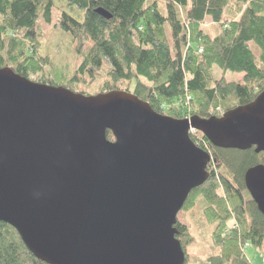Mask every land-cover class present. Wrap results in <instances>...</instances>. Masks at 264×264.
<instances>
[{"label":"water","instance_id":"water-1","mask_svg":"<svg viewBox=\"0 0 264 264\" xmlns=\"http://www.w3.org/2000/svg\"><path fill=\"white\" fill-rule=\"evenodd\" d=\"M192 132L264 154V92L176 120L125 91L86 96L0 69V223L45 264H185L177 215L212 161ZM244 185L264 217V165Z\"/></svg>","mask_w":264,"mask_h":264},{"label":"trees","instance_id":"trees-1","mask_svg":"<svg viewBox=\"0 0 264 264\" xmlns=\"http://www.w3.org/2000/svg\"><path fill=\"white\" fill-rule=\"evenodd\" d=\"M59 1L60 6L58 0H0V69L86 96L82 90L102 70L105 77L94 95L129 93L133 86L131 93L155 113L176 120L220 118L264 92V0ZM98 9L111 19L100 17ZM228 9L237 20H222ZM38 19L68 35L80 63L65 71L41 53ZM226 73L242 75V82L226 80ZM195 134L212 162L208 180L191 191L182 211L201 202L213 225L211 240L219 255L206 264H250L242 247H264V217L246 191L244 175L264 165V154L214 148ZM106 136L113 141L110 132ZM176 228L186 263L189 230L180 223ZM0 264L45 263L28 252L12 227L0 223Z\"/></svg>","mask_w":264,"mask_h":264},{"label":"rangeland","instance_id":"rangeland-1","mask_svg":"<svg viewBox=\"0 0 264 264\" xmlns=\"http://www.w3.org/2000/svg\"><path fill=\"white\" fill-rule=\"evenodd\" d=\"M57 5H62L59 0ZM235 18V13L228 9V11L225 10L222 20H233ZM36 28L38 29L41 36L40 51L42 54H46L49 58H55L56 63L64 68L65 71H69L72 67H75L78 63H80L81 58H78L76 55L72 54L73 47H70V39L68 35L66 33H63L54 23L47 26L41 21V19H38ZM209 28L210 26L208 27V29ZM90 46V44L86 45L84 53L90 48ZM100 73H102L101 76L93 80V83L90 84V86H88L86 90H82V87L78 88L83 92H86L88 95H94L95 88L104 80L105 77L102 70ZM214 74L215 77L220 76V73L217 70H215ZM225 79L228 81L241 83L242 75L226 73ZM118 86L123 87L122 84ZM132 89L133 86L128 89L129 93L132 92ZM73 91L76 90L74 89ZM183 107L187 108L186 106ZM190 118L191 117H186V119ZM194 134L195 133H191L192 136L190 135V138L194 140L195 145L199 146L200 144H202L200 141H198L200 137H197V134ZM202 146L205 152L211 154L208 147H205L204 144H202ZM200 203L201 202H198L191 210H181V212H179V214L177 215V223L187 226L191 238V242L185 248V253L187 255L185 264H206V261L209 257L219 255L218 249L214 247L211 240L213 225L208 223L204 218ZM242 251H244V255L250 264H263L262 259L264 257V247H262L260 250H256L246 245L245 247H242Z\"/></svg>","mask_w":264,"mask_h":264},{"label":"built area","instance_id":"built-area-1","mask_svg":"<svg viewBox=\"0 0 264 264\" xmlns=\"http://www.w3.org/2000/svg\"><path fill=\"white\" fill-rule=\"evenodd\" d=\"M193 133V132H192Z\"/></svg>","mask_w":264,"mask_h":264}]
</instances>
